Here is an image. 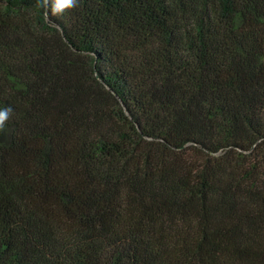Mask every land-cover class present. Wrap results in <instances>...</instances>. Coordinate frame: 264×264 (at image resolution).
Masks as SVG:
<instances>
[{
	"label": "trees",
	"instance_id": "obj_1",
	"mask_svg": "<svg viewBox=\"0 0 264 264\" xmlns=\"http://www.w3.org/2000/svg\"><path fill=\"white\" fill-rule=\"evenodd\" d=\"M0 264H264V0H0Z\"/></svg>",
	"mask_w": 264,
	"mask_h": 264
},
{
	"label": "clouds",
	"instance_id": "obj_2",
	"mask_svg": "<svg viewBox=\"0 0 264 264\" xmlns=\"http://www.w3.org/2000/svg\"><path fill=\"white\" fill-rule=\"evenodd\" d=\"M78 0H39L40 6L50 7L55 16H63L77 6ZM13 113L11 106H0V130H2Z\"/></svg>",
	"mask_w": 264,
	"mask_h": 264
}]
</instances>
